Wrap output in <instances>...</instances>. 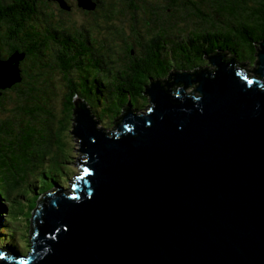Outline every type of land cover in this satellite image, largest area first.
Returning a JSON list of instances; mask_svg holds the SVG:
<instances>
[{"label": "water", "instance_id": "1", "mask_svg": "<svg viewBox=\"0 0 264 264\" xmlns=\"http://www.w3.org/2000/svg\"><path fill=\"white\" fill-rule=\"evenodd\" d=\"M219 54L195 94L152 82V108H127L116 132L75 101L82 172L38 190L33 247L22 262L0 248V264H264V42L251 81ZM22 56H0V94Z\"/></svg>", "mask_w": 264, "mask_h": 264}, {"label": "trees", "instance_id": "2", "mask_svg": "<svg viewBox=\"0 0 264 264\" xmlns=\"http://www.w3.org/2000/svg\"><path fill=\"white\" fill-rule=\"evenodd\" d=\"M62 1L68 7L61 0H0V56L23 53L21 80L0 94V244L22 252L20 246L33 247L38 190L52 192L69 180L62 163L71 156L64 138L67 131L72 137L75 101L116 132L127 108H152L147 86L181 88L169 73L210 68L206 55L222 52L239 65L250 60L255 67L245 72L255 76L264 40V0H91L94 8ZM48 134L56 146L51 155L36 150ZM35 157L46 168L31 185ZM16 184L27 189L15 193Z\"/></svg>", "mask_w": 264, "mask_h": 264}, {"label": "rangeland", "instance_id": "3", "mask_svg": "<svg viewBox=\"0 0 264 264\" xmlns=\"http://www.w3.org/2000/svg\"><path fill=\"white\" fill-rule=\"evenodd\" d=\"M64 4V3H63ZM262 42H264V40L262 41ZM218 55H220V54H218V53H216V54H212V55H209V56H207L206 55V58H208V60H209V63H210V68H206V67H204L202 70H200V72L198 73V74H196L195 76H194V74L195 73H197V72H192V73H190V74H192V76H194V79L192 80V84L194 85L193 87H197V85L198 86H200L203 82H204V77H202L201 76V74L203 73H205V72H207V71H214V69L215 70H218V68H217V66L216 65H214V63H213V59L215 58V57H217ZM221 59H223V60H229V59H227L226 58V54H224V53H222V56H221ZM227 63H229V62H227ZM237 63H239V62H237ZM250 63V64H249ZM230 64V63H229ZM240 64H244V66H246V67H251V65H252V63L250 62V60H246V61H243V63L242 62H240ZM233 68H236V67H243L242 65H239V64H236V63H231L230 64ZM214 66V69L213 70H210L212 67ZM252 67H255V64H253L252 65ZM174 72H178L179 74H182V73H184V70L183 69H177L176 71H174ZM169 77V76H168ZM171 77V76H170ZM169 77V78H170ZM195 78H196V81H195ZM169 81L171 80V78L170 79H168ZM176 80V79H175ZM161 84H162V82H161ZM193 87H190V88H193ZM14 93H17L16 91L14 92ZM11 95H12V93H11ZM18 95V94H17ZM17 97V96H16ZM76 99H78V98H76ZM5 108H9V106H5ZM4 109H3V107H1L0 108V112H2ZM95 117V116H94ZM101 121H99V123H100ZM15 125H16V123H15ZM17 126V125H16ZM66 133V132H65ZM68 131H67V133H66V135L68 136ZM21 135V134H20ZM66 135H65V141H66V143H71L72 145V148L71 147H68V146H65V150L67 151V155H71L70 157L68 156L67 157V160L68 161H66V162H64V163H62V165L67 169V171H69L70 172V174H69V180H67V182L66 183H63V188L65 189V190H67V189H71V185H72V182H73V180L75 179V177H76V175H79V174H81V172H82V167L80 166V164H79V160H81L82 161V158H81V153H80V148H79V144H78V140H77V137H75V136H72L71 137V140L70 139H68L67 140V137H66ZM23 138V136L21 135V139ZM52 136H51V134H48L47 135V137L45 138V139H41V140H39V141H37L36 142V150L37 149H44V151H47V154L48 155H51V150L53 149L54 150V152L56 151V146H54V144L52 143ZM20 141L21 140H19V143H20ZM58 145H57V149H58ZM35 150V151H36ZM72 150H73V152H72ZM74 157H73V156ZM36 157H38V156H36ZM36 157L33 159V161H32V164L34 165L33 166V175L31 176V177H29L28 178V180H31V181H29V183L28 184H31L32 185V183L36 180V175L35 174H37V175H39V174H41V172H43V170H45V169H43V167L44 168H46L44 165H43V163H42V161L40 160V158L39 159H36ZM78 163V164H77ZM46 166H48V165H46ZM20 177V176H19ZM26 184V183H25ZM17 185V187H16V190H14L15 191V193H20L21 192V190H23V189H27V186H24V185H20V184H16ZM30 225V224H29ZM4 228V226H3V224L1 225V227H0V230H1V233H2V229ZM24 228H26L25 226H24ZM34 233V229L32 228L31 230H30V233H29V236L31 235V234H33ZM1 237H2V235H0ZM18 238H19V243H21V241H23L24 242V235L22 234V233H20V235H18ZM20 248L23 250V251H29V249H27V248H25L24 246L23 247H21L20 246Z\"/></svg>", "mask_w": 264, "mask_h": 264}, {"label": "clouds", "instance_id": "4", "mask_svg": "<svg viewBox=\"0 0 264 264\" xmlns=\"http://www.w3.org/2000/svg\"><path fill=\"white\" fill-rule=\"evenodd\" d=\"M219 54V53H218ZM226 58H228L227 57V55H226ZM226 61H228V62H231V61H229V60H226ZM233 63V62H232ZM174 71H176V70H173L172 72H170L169 73V77L171 78V79H174L175 80V73L176 72H174ZM184 73H190V72H188V71H184ZM198 73V72H197ZM195 76V75H194ZM194 76H192V79H194ZM176 81V80H175ZM195 81H196V79H195ZM176 82H180V81H176ZM194 85L192 84V82L190 83V84H188V85H186V86H183V87H185V88H188V89H193V88H195V87H193ZM190 87H193V88H190ZM34 229V228H33ZM32 235V234H31ZM1 245V247H8L9 249H11V250H17V249H15V248H11L10 246H8V245H3V244H0ZM19 252H21V253H23V254H29L28 252L29 251H25V252H22V251H19Z\"/></svg>", "mask_w": 264, "mask_h": 264}, {"label": "bare ground", "instance_id": "5", "mask_svg": "<svg viewBox=\"0 0 264 264\" xmlns=\"http://www.w3.org/2000/svg\"><path fill=\"white\" fill-rule=\"evenodd\" d=\"M196 79V78H195ZM17 251H19V250H17Z\"/></svg>", "mask_w": 264, "mask_h": 264}]
</instances>
